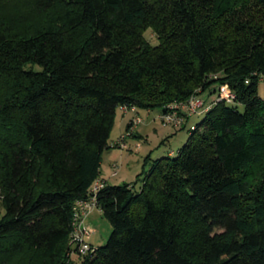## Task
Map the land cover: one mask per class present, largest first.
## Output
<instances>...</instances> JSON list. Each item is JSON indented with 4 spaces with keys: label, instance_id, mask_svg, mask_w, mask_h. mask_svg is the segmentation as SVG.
Segmentation results:
<instances>
[{
    "label": "trees",
    "instance_id": "obj_1",
    "mask_svg": "<svg viewBox=\"0 0 264 264\" xmlns=\"http://www.w3.org/2000/svg\"><path fill=\"white\" fill-rule=\"evenodd\" d=\"M31 2L43 20L0 26V264H264V0ZM192 96L209 107L180 111L186 141L138 183H106L112 230L80 253L73 205L116 109Z\"/></svg>",
    "mask_w": 264,
    "mask_h": 264
},
{
    "label": "rangeland",
    "instance_id": "obj_2",
    "mask_svg": "<svg viewBox=\"0 0 264 264\" xmlns=\"http://www.w3.org/2000/svg\"><path fill=\"white\" fill-rule=\"evenodd\" d=\"M46 16L47 14L40 13L32 6L31 0H0V26H2L1 23L11 22L13 28H18L22 23H38ZM145 36L150 40V43H157L151 30H147ZM257 88L258 95L264 98V79L259 80ZM209 95V102L216 97L214 92L206 94V96ZM205 103L207 104L206 100ZM239 109H242V106H239ZM133 113L131 111L123 113L119 108L116 109L114 125L108 139L109 145L126 131L127 123ZM137 113L142 121L132 128L133 135L126 136L125 140L128 146L126 148L110 147L111 150L108 152L112 162H117L118 165L120 163L118 173L112 179L113 182L114 180L118 182L116 184L138 183L140 181L138 178L143 175L144 169L149 166L153 159L166 156L169 152L176 153L188 135L186 130L188 120H185L182 126L164 124L158 118L160 113L158 108L152 110L137 108ZM202 117V112L193 113L191 121H198ZM101 170L103 173H110L112 176V168L108 166L105 159ZM98 211L99 209H95L87 219L88 224L93 229V233L88 239L93 246L104 244L112 230L108 220Z\"/></svg>",
    "mask_w": 264,
    "mask_h": 264
},
{
    "label": "built area",
    "instance_id": "obj_3",
    "mask_svg": "<svg viewBox=\"0 0 264 264\" xmlns=\"http://www.w3.org/2000/svg\"><path fill=\"white\" fill-rule=\"evenodd\" d=\"M234 94L229 92L227 89L223 88L220 91L219 99L231 98ZM208 105H205L203 100L196 98L195 96L190 97L185 102H172L167 105L166 110L158 114V118L164 124H173L180 126L183 122V116L180 114V111H184L187 116L192 115L193 113L203 112L208 109ZM120 110L123 113L129 111L134 112L133 116L130 119V127L123 134L117 137L110 145L113 147L126 148L128 145L126 143V136L130 135L132 128L139 124L142 119L135 112L136 108L134 106L121 105ZM139 146V144H138ZM111 175L116 176L118 173L119 165L117 162H112L110 164ZM106 181L101 178H95L87 192V196L84 198H79L75 200L73 205L72 213V228L70 233V244L74 246L80 253H88L94 250V246L89 242V237L93 233V229L88 224L87 219L91 213L97 209V195L99 191L106 185Z\"/></svg>",
    "mask_w": 264,
    "mask_h": 264
},
{
    "label": "crops",
    "instance_id": "obj_4",
    "mask_svg": "<svg viewBox=\"0 0 264 264\" xmlns=\"http://www.w3.org/2000/svg\"><path fill=\"white\" fill-rule=\"evenodd\" d=\"M133 135V134H132ZM112 143V142H111ZM110 143V144H111ZM111 149L110 148H108V149H106V150H104L103 151V153H102V159H101V167H100V175H99V177H101V178H103L108 184H116V183H118V182H116L115 180H114V182L112 181V179L115 177V176H110V173L109 174H105V173H103L102 172V164H103V162H104V159H105V161H107V163H108V166H110V164L112 163V161L113 160H110V155L108 154V152L110 151ZM105 154H107L106 155V157L104 158V156H105ZM168 154H171V152H169ZM119 166H120V163H119ZM118 181V180H117ZM98 209V208H97ZM100 214H101V210L99 209V211H98ZM92 214V213H91Z\"/></svg>",
    "mask_w": 264,
    "mask_h": 264
}]
</instances>
